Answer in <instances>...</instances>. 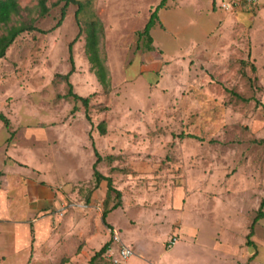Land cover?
<instances>
[{
	"label": "rangeland",
	"instance_id": "rangeland-1",
	"mask_svg": "<svg viewBox=\"0 0 264 264\" xmlns=\"http://www.w3.org/2000/svg\"><path fill=\"white\" fill-rule=\"evenodd\" d=\"M38 1L18 0L21 15L51 29L21 33L0 58V170L11 161L12 174L62 186L25 219L47 217L31 264H111L106 252L90 260L113 230L131 242L128 264H264V207L246 245L264 196V0H167L151 51L138 33L160 0H79L81 24L69 4L55 27L63 1L45 0L44 16ZM85 19L103 28L108 92L90 69ZM73 153L88 158L80 169ZM94 169L121 198H106L105 180L95 188Z\"/></svg>",
	"mask_w": 264,
	"mask_h": 264
},
{
	"label": "crops",
	"instance_id": "crops-1",
	"mask_svg": "<svg viewBox=\"0 0 264 264\" xmlns=\"http://www.w3.org/2000/svg\"><path fill=\"white\" fill-rule=\"evenodd\" d=\"M163 6H166V2ZM76 151L81 153L83 152V149L77 147ZM71 157L75 160V164H72L71 166L72 169H80V167L78 166L82 165L85 159H88L86 156L78 158L77 153H73ZM9 165H13V163L9 161V164L5 167V178H3V170H0L2 172V179H4L5 181V185H1L2 187L0 186V264H31V251L32 249H34V238L41 236L43 231L46 229V227L44 226L47 225V217L41 220L34 219L35 223H33V225L31 226V223L25 222V219L29 217L32 219L36 216H40L44 208L49 206L50 209L51 206L57 204V202L62 199L61 191L58 189L62 186H59L61 184H55V182H52V180L46 179L44 181H41L38 180L39 178L29 176L27 172L31 169L21 170V168L23 167H19L18 170H21L20 172L15 170L17 173L12 174V170H9ZM27 165L32 166L31 164ZM30 168L34 169L35 171H38V173H41V171L36 167ZM22 175H28L29 177H25L23 179ZM81 179V176L73 175L70 177V180L65 182V184H74ZM22 198L25 200L26 203L28 202L29 205L34 204L35 208L33 210H30V208L26 206ZM29 198L33 199V202ZM44 211L46 212L47 210ZM106 218L108 221V215L106 216ZM137 220L139 222L140 219ZM108 222L109 224H112L110 221ZM112 225L117 227L115 224ZM33 227L35 228L36 237L32 236L34 235ZM107 227L111 228L110 225H107ZM169 231L170 227H168L166 233L167 236L169 234ZM117 232L120 235V232ZM167 236L164 238L165 240ZM120 237L125 242V244L132 249L131 245L129 244L131 242L127 243V241H125L121 235ZM15 255H17V261L14 262L11 260V256L13 257ZM143 256L144 255L141 253L138 258H142L144 261H147ZM149 263L154 264L151 262Z\"/></svg>",
	"mask_w": 264,
	"mask_h": 264
},
{
	"label": "trees",
	"instance_id": "trees-1",
	"mask_svg": "<svg viewBox=\"0 0 264 264\" xmlns=\"http://www.w3.org/2000/svg\"><path fill=\"white\" fill-rule=\"evenodd\" d=\"M63 4L60 8V17L57 21V23L53 26H57L60 24L61 20L66 14V9L69 4H75L77 6L75 10V18L77 21V24H81V20L78 18L79 14L82 12L84 8V4L80 2L79 0H62ZM166 0H160L159 4L156 6V8L152 11L149 20L144 24L143 30L138 33L139 37L145 36V44L144 48L147 51L152 50V37L150 35V29L154 26L157 15L156 12L159 7H162L165 4ZM38 9H39V15L44 16L48 12V7L46 6L45 0H39L38 1ZM22 8L20 7L18 0H0V58L5 55V52L7 48L12 44V42L15 40L17 36H19L23 32H30V31H40V32H47L48 30H43L34 25V20L31 19V17H23L21 15ZM85 25V52L87 54V59L90 63V69L94 72L97 79L102 84L103 88L105 89V92L109 91L110 87V77L108 76V70L105 66V55L102 53V48L100 46V42L103 37V28L102 25L98 20H84ZM52 27V28H53ZM79 33L72 39V41L69 43L68 51H69V60L72 62V54H71V47L72 44L75 42V40L78 38ZM99 51V52H98ZM100 53V56H99ZM72 68L69 70L67 74H70L72 71ZM67 74L63 76V79L67 81ZM69 85V94L73 98L78 99L81 101V103L84 106H87L88 104V97H82L76 93H73L71 91L72 85L68 82ZM0 117L4 118L2 114H0ZM6 121V119H5ZM98 130L100 134H104L106 129L104 126V123L101 122L97 125ZM100 158V157H98ZM2 175V172L0 171V176ZM93 176L95 179V188L98 186L99 182L101 180L106 181V198L108 197V194L110 192H114L115 196L119 199L121 196V193L118 189H116L110 177H106L101 175V173L98 172V170H93ZM106 200V199H105ZM120 204L115 203L111 208H116ZM263 207H264V196L260 201L257 213L250 225L249 232L247 234V240L246 245H249V247L254 246V243L250 240V237L253 233L254 223L258 221L263 216ZM109 209L103 208L101 212V218L104 224L106 223L105 218L107 215ZM110 245V238L109 243H105L98 251L94 253V255L91 257V262L94 260L95 257L99 256L101 253L106 252L107 247ZM112 264V263H111Z\"/></svg>",
	"mask_w": 264,
	"mask_h": 264
},
{
	"label": "built area",
	"instance_id": "built-area-1",
	"mask_svg": "<svg viewBox=\"0 0 264 264\" xmlns=\"http://www.w3.org/2000/svg\"><path fill=\"white\" fill-rule=\"evenodd\" d=\"M245 6L254 5L258 0H240ZM222 7L227 8L225 3L221 4ZM176 236H171L167 244L171 246L175 243ZM106 254L112 264H128V259L132 255V249L126 245L119 233L115 230L110 233V245L106 249Z\"/></svg>",
	"mask_w": 264,
	"mask_h": 264
}]
</instances>
